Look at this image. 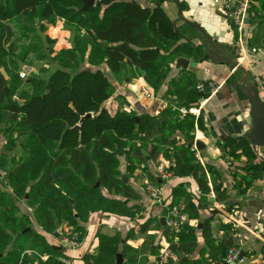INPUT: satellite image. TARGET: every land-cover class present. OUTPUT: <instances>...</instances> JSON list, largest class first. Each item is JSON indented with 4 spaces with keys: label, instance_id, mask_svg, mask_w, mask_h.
<instances>
[{
    "label": "trees",
    "instance_id": "obj_1",
    "mask_svg": "<svg viewBox=\"0 0 264 264\" xmlns=\"http://www.w3.org/2000/svg\"><path fill=\"white\" fill-rule=\"evenodd\" d=\"M155 1L158 4L151 8L137 0H96V5L82 12L80 6L75 7V0H0V60L15 35L10 23L14 14L26 18L39 16L43 22L39 26L46 27L58 18L63 19L73 22L76 30L72 46L60 52L61 68L45 81V92L26 97L22 104L10 98V92L18 87L10 83L0 65V168L6 170V180H0V264H65L63 248L52 245L34 230L31 215L46 232L55 233L64 227L79 232L80 242L84 236L82 228L95 212L135 218L141 207L129 206L135 193L122 178L121 156H126L128 176L141 164L163 155L173 176L192 177L203 192L211 191L209 181L213 175V181L220 180L218 170L200 162L190 144L196 126H201L200 116L179 109L199 104L198 81L187 82L195 93L193 102L185 101L182 91L169 88L168 96L177 94L179 105L170 106L157 116H138L122 104L114 110L108 108L115 87L98 67L106 64L120 81L136 71L143 73L150 85L159 90L174 59L183 47L189 46L181 42L180 32L159 0ZM248 16L257 24L255 39L263 40L264 0L260 8L249 5ZM233 27L236 28L234 24ZM251 46L261 48L255 42ZM190 47L196 54V49ZM85 63L92 68H84ZM13 79L17 81V75ZM89 112L92 116L76 128L81 116ZM17 145L20 158L11 155ZM222 148L230 162L240 160L232 173L234 187L246 195L254 189L250 174H256L252 161L257 158L249 139L230 137ZM244 158L245 164L241 160ZM158 180L155 178L156 183ZM213 189L218 192L219 186ZM182 196L186 202L181 208L187 221L177 233L178 241H172L174 231L170 230L169 248L149 264L203 261L202 258L179 262L184 256H192L198 246L195 226L189 221L199 218V209L189 193H180ZM24 200L31 215L20 211L19 204ZM210 221L199 223L203 225L206 245L212 260L224 262L228 247L224 240L216 243L218 238L213 236ZM222 226L226 232L236 233L232 223ZM101 238L99 251L86 255L84 264H116L118 249L104 252L105 242L114 238ZM22 239L28 245L20 246ZM149 247L156 252V247ZM127 251L124 246L123 258ZM132 260L134 264L136 256Z\"/></svg>",
    "mask_w": 264,
    "mask_h": 264
},
{
    "label": "crops",
    "instance_id": "obj_2",
    "mask_svg": "<svg viewBox=\"0 0 264 264\" xmlns=\"http://www.w3.org/2000/svg\"><path fill=\"white\" fill-rule=\"evenodd\" d=\"M137 1L141 5L151 8L158 3L154 0ZM252 3L260 8L262 0H250L249 5ZM159 5L180 32L181 42L189 46L183 47L182 53L174 59L159 90H155L150 85L143 73L140 74L136 71L132 77L128 76L124 81H120L113 76L106 64L98 67L107 74L108 79L115 87V93L107 104L108 108L114 110L122 104L125 109H132L138 116L143 114L157 116L166 108L170 106L175 108L179 105L176 99L177 94L168 96L169 88L182 91L183 95L185 93V101L193 102L195 93L191 92L193 88L188 86L187 82L194 83L201 79L217 81L221 85L220 91L216 95L210 96L202 107L200 115L195 116H200L202 123L201 126H196L194 139H199L205 144V148L200 151L202 163H207L217 169L222 181H209L211 191L206 193L200 189L192 177L174 176L167 181L161 180L157 174V167L163 164L168 166L163 155L156 161L150 160L141 164L131 176H128L126 175V156H121L119 169L128 178L126 183L135 193L129 206H140L139 214L135 218H130L95 212L82 228L84 236L80 246L75 250L62 247V252L66 259H73L75 264H84L86 255H95L99 251L100 237L103 236L114 238L105 242V253L108 251L111 253L116 248L118 249L117 253H121L124 246L128 247L123 264H132L133 256H136L134 264L154 263L156 258L169 248L171 241L168 240L170 238L168 232H172L165 223V208L154 204L146 190L147 184L158 178L157 183L161 185L164 201L167 204H178L183 208L186 201L184 196L180 197V193H189L199 209V218L189 221L191 226H195L197 250L190 257L184 256L179 262L187 260L194 262L203 258L200 264L224 263L218 262V258L212 260V252L206 245L202 233L203 225L199 224L210 219L213 236L218 238L216 243L224 240L225 245V242L233 237L234 243L242 247L248 264H264V210L258 211L257 205H250V199H244L245 194H236L234 181L229 177L231 163L222 148L228 138L246 136L252 127L251 103L244 95L243 90L239 88V85H243L244 75L237 67L238 64L248 71L250 81L256 83L264 102V38L263 40L255 39L257 24L250 21L247 11L248 23H246L243 34L246 45L248 48H252L251 44L255 42L261 48L253 47L257 51L248 52L243 62L237 29L233 27L222 0H159ZM188 21L200 26L206 36L200 30L190 26ZM52 25L50 24V26ZM50 30L47 34H50ZM190 45L194 48L198 47L197 49L201 50L203 55L198 56L199 52L193 53L194 50ZM181 57L189 61L187 68L177 67V60ZM88 67L92 68L91 65L85 63L84 68ZM142 86H148L153 97L144 96L141 90ZM181 108H187V106H180L179 109ZM177 135L181 136V134ZM215 185L219 186L218 192L213 189ZM175 189H177V193ZM258 189L260 190V188L254 187L247 194ZM220 193L225 198H222ZM253 199L259 198L255 195ZM228 211L232 212L234 216L228 215ZM163 218L164 222H162ZM223 223H232L236 233L226 232L222 226ZM33 228L43 234L52 245L59 244L56 232H46L35 222ZM172 238V241H178L179 236L174 232ZM149 245L153 248L156 247V252H153Z\"/></svg>",
    "mask_w": 264,
    "mask_h": 264
},
{
    "label": "rangeland",
    "instance_id": "obj_3",
    "mask_svg": "<svg viewBox=\"0 0 264 264\" xmlns=\"http://www.w3.org/2000/svg\"><path fill=\"white\" fill-rule=\"evenodd\" d=\"M70 3L73 4V1ZM74 5L75 7L80 6L81 8L83 1L75 0ZM57 11L59 12V10ZM99 12L102 14L103 9ZM62 20L63 19L58 18L57 22L52 25L53 27L50 25L46 27L39 26L40 24H43V22L40 21L39 16L26 18L16 14L12 15L10 23L12 24L15 35L6 48V55H4L0 60L1 68L3 69L5 75L9 77L10 83H16V86L18 87V89L14 88L15 90L10 92L11 99L14 97L18 103L22 104L25 102L26 97L28 96L34 94H43L46 89L45 81L50 78L53 72L61 68L59 65L60 52H62V49L64 50L67 47L72 46L74 41L73 32H76V30L73 28V22L66 23L64 20ZM27 24H29L28 27H24ZM49 30L50 34H47ZM83 47L84 44H82L80 49ZM197 48L198 47L195 49L197 53L199 52L198 56H202V51L197 50ZM86 65L88 64L86 63ZM43 69H46L47 72L42 73L41 71ZM22 73H25L24 77L21 76ZM15 75H17V81L13 79V76ZM36 79H38L40 82L37 83ZM262 152L264 154V148L262 149ZM11 155H16L17 158H20L21 151L18 149V145L15 146L13 152H11ZM241 160L245 161V158ZM238 161L240 160L232 159L230 162L231 169L229 172V177L232 179V181H235L232 173L236 170L235 166ZM252 162L255 165L254 169L256 171V174H250V176H252L254 179L253 186L260 188L261 190L264 177V163L258 158L254 159ZM245 163L246 161L244 164ZM163 165L166 166V164ZM5 175L6 170L0 168V180H6L4 179ZM214 176L215 175H213L211 178L212 181L214 180ZM218 181L222 180L220 179ZM236 190V194H240L238 193V189ZM102 191L109 196L104 188ZM224 195L226 194L224 193ZM220 196L225 198V196H222V193H220ZM118 197L124 199V196ZM19 208L20 211H26L29 214L31 212V209L27 208V202L25 200L19 204ZM227 214L233 215V213L229 211ZM31 217L33 223H36V221H34V217L32 215ZM100 240H102L101 237ZM19 245L26 246L28 245V241L22 239ZM58 245L60 246V243Z\"/></svg>",
    "mask_w": 264,
    "mask_h": 264
},
{
    "label": "built area",
    "instance_id": "obj_4",
    "mask_svg": "<svg viewBox=\"0 0 264 264\" xmlns=\"http://www.w3.org/2000/svg\"><path fill=\"white\" fill-rule=\"evenodd\" d=\"M223 7L228 11V15L231 19V23L235 25L238 32V44L243 53L242 61L246 59L245 56L248 52L257 51L254 48H248L246 45V39L243 36L246 23L244 22L247 16L250 0H222ZM240 65V64H239ZM22 77L25 73L21 74ZM221 85L217 81L212 79H201L196 84V89L201 93L199 98V104L193 107L181 108L182 113L191 114L194 116L200 115L202 107L206 104V101L210 96L216 95L220 91ZM142 93L146 97H153V93L148 86L141 87ZM192 150L195 152V157L202 162L200 150L196 146L192 145ZM157 174L161 180L167 181L169 178L174 177L173 173L168 169V166L159 165L157 167ZM147 193L154 204L161 205L166 210L164 215L165 223L168 229L174 231L176 234L181 229L184 222L187 221V215L182 211L179 205H169L164 200L161 185H158L155 181L148 183L146 186ZM56 238L58 239L60 246L70 249H77L80 242L79 232L73 231L70 228L64 227L56 232ZM242 247L233 243L228 246L224 257L223 264H248V259L242 254ZM65 264H75L73 259L65 260Z\"/></svg>",
    "mask_w": 264,
    "mask_h": 264
},
{
    "label": "water",
    "instance_id": "obj_5",
    "mask_svg": "<svg viewBox=\"0 0 264 264\" xmlns=\"http://www.w3.org/2000/svg\"><path fill=\"white\" fill-rule=\"evenodd\" d=\"M82 1H83V5L80 8L82 12L86 11L90 6L97 4L96 0H82ZM244 22L248 23V17H245ZM187 23L190 26L194 27L195 29L200 30L203 33V35L206 36L205 31L200 26L190 21H188ZM188 64H189V61L185 59L184 57H181L177 60L178 68L180 67L187 68ZM237 67L243 72V75H244L243 85H239V88L243 90L244 95H246V97L250 100V103H251L250 115H251V120H252V127L250 131L246 134V137L250 141V145H251L252 151L255 154V156L261 162L264 163V154L262 153V148H264V102L262 101V98L260 96V92H259V89L256 83L250 81L248 71L239 64L237 65ZM91 116H92L91 112L82 115L79 120V124L76 126V128H79L82 122L86 118L91 117ZM190 144L196 146V148L200 151L205 148V144L199 139L191 140ZM122 178L125 182L128 181V178L125 175H123ZM255 195H257L259 199H253ZM246 198L250 199L249 201L250 205L254 204L258 206V211L264 210V177L262 181L261 190H255V191H252L251 194H246L244 196V199ZM162 222H164V218L162 219ZM233 243H234V238L230 237L229 240L225 242V246L228 247L232 245ZM122 262H123L122 254L117 253L116 264H122Z\"/></svg>",
    "mask_w": 264,
    "mask_h": 264
}]
</instances>
